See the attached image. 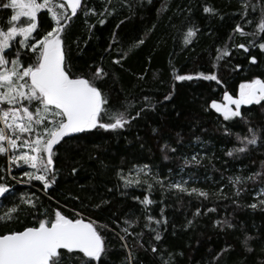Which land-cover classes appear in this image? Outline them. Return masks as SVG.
<instances>
[{"label":"trees","instance_id":"16d2710c","mask_svg":"<svg viewBox=\"0 0 264 264\" xmlns=\"http://www.w3.org/2000/svg\"><path fill=\"white\" fill-rule=\"evenodd\" d=\"M88 3L96 9L97 15L85 17L78 12L67 30L68 58L73 74L87 75L90 66H103L112 75L102 86L105 91L112 90L113 99L128 96L142 102V97L147 95L155 105V111H149L143 119L119 133L101 131L89 136L80 148L69 149L67 155L61 149L55 158L60 170L58 182L48 193L41 191L42 185L38 181L18 183L6 172H0L5 177L4 182L12 186L16 197L35 193L49 214L59 209L73 217L78 211L85 221L94 220L98 225L115 229L102 230L109 244V264H123L127 255L116 236L119 229L114 223L117 221L123 227L126 218L136 222L130 231L144 232V248L134 249L136 264H160V257L151 252L150 245L154 243L164 258L168 253L173 254V264H259L264 260L261 251L264 247V211L253 210L247 205L256 202L254 192L258 191L262 180L242 185L245 190L236 196L229 178L247 177L261 171L264 147L232 157L226 153L240 146L237 133L248 135L249 126L264 128V108L242 106L248 123L240 118L223 121L214 110L205 111L211 101L223 102L225 91L236 96L241 83L264 78V52L250 48L249 53H244L234 46L247 43L249 39L233 33L237 23L243 24L238 15L239 0H152L151 4L147 0L142 3L133 0L135 9L131 14L126 7L120 6L119 0H113L117 10L112 15H105L103 25L98 20L104 0H88ZM162 4H166L167 11L158 12ZM205 6L213 8L215 14L204 13ZM8 15L7 10H0L1 26H6ZM38 24L48 28L47 20L40 16ZM189 27L198 29L197 35L191 44L184 45L183 35ZM251 30L250 26H245V31ZM140 39L144 43L136 44ZM110 44L113 49L106 51ZM225 45L231 55L217 62L216 50ZM125 51L128 54L121 63L113 64L117 53ZM252 55L257 58L256 64L249 62ZM236 65H240L238 70H234ZM200 72H215L222 84L203 79L178 82L173 78L174 74L195 76ZM169 93H172V99L165 101L164 96ZM225 126L230 135H225ZM153 128L158 129L156 135ZM179 138H182L180 143ZM165 141L177 148L176 153H169L173 159L167 161L159 149ZM197 153L200 157L205 156L201 164H189L181 171L183 159L177 157L190 159ZM90 155L95 159H89ZM100 161L107 167H102ZM132 164H149L154 172L167 178L165 183L186 179L187 187L203 189L213 195L205 200L195 194L189 196L157 185L150 194L154 203L148 206L146 213L143 205L133 199L139 197L142 200L148 194L144 188L118 187L116 170L121 167L127 170ZM6 166V159L0 157V169ZM72 167L78 169L76 175L71 174ZM20 172L13 170L12 176L20 177ZM221 188L223 194H215ZM234 200L239 206L233 203ZM101 201L107 203L101 204ZM0 204V214L11 206L8 200ZM97 204L101 206L96 208ZM21 207L24 210L18 220L7 226L0 223V233L22 230L33 223L30 210ZM209 207L216 211L207 212ZM197 208L201 214L194 216ZM146 215L167 221L159 226L155 220L150 224L151 228L160 231L162 239L159 242L152 239L154 233L144 228L149 223ZM189 220L193 221L191 225H188ZM216 221H221V226ZM225 221L234 227L228 228ZM245 235L255 238L250 242L254 249L251 253L241 245ZM128 241L131 245L133 238L128 237ZM225 249L227 251H222ZM218 254L219 259H216Z\"/></svg>","mask_w":264,"mask_h":264},{"label":"snow or ice","instance_id":"6c2138e0","mask_svg":"<svg viewBox=\"0 0 264 264\" xmlns=\"http://www.w3.org/2000/svg\"><path fill=\"white\" fill-rule=\"evenodd\" d=\"M119 3L130 14L135 9L133 0H119ZM147 3L151 4L152 0H147ZM239 4L238 15L243 24L237 23L233 33L249 39L247 43L235 44V48L242 49L244 53H249L250 48H259L264 52V0H239ZM0 10H7L9 13L6 26H0V157H4L7 164L0 172L12 176L13 167L24 168L26 170L20 177L12 176V179L26 184L38 181L42 185L41 191L48 193L58 182L60 170L56 166L55 158L61 149L67 155L69 149L80 148L89 136L98 132L119 133L126 130L133 122L143 119L149 111H155V105L147 95L142 97V102L128 96L113 99L112 90L105 91L102 86L107 84V78L112 75L103 66H90L87 75L73 74L68 58L67 30L78 12L85 17L97 15L96 9L89 6L88 0H0ZM116 10L113 0H104L98 22L103 25L105 15H112ZM163 11H167L166 4H162L158 10ZM203 11L206 14H215L210 6H205ZM38 16L47 20V29L38 24ZM245 26H250L252 30L245 31ZM197 31L198 29L192 27L187 29L183 35L184 45L192 43ZM229 39L232 40V37ZM115 43L113 33V44ZM143 43V39L136 42ZM113 44L106 51H111ZM216 51L217 62L231 55L228 45ZM127 54V51L123 54L118 52L112 63L120 64ZM249 62L256 64V56H250ZM213 66L216 67V64ZM239 68L240 65H236L234 70ZM173 78L178 82L203 79L222 84L215 72H200L195 76L174 74ZM171 99L172 93L164 96L165 101ZM251 105L264 108V79L254 78L250 82L241 83L237 96L225 91L223 102L213 100L205 111L214 110L222 116L223 121L240 118L248 123L241 106ZM152 131L154 135L158 133L156 128ZM230 134L225 126V135ZM196 139L199 140V137ZM236 139L240 146L229 150L226 153L229 157L264 147V128L249 126L248 135L241 136L237 133ZM181 140L179 138L178 143ZM93 146L99 147L95 144ZM140 146L144 147L143 144ZM159 149L165 161L173 159L169 153L177 152V148L167 141ZM177 158L183 159L181 171L189 164H201L203 159L199 153L192 155L190 159ZM89 159H95V156L90 155ZM100 163L102 167H107L103 161ZM261 164V171L247 177H230L229 183L235 189L234 194L239 196L245 190L242 185L262 180L258 191L254 192L256 202L247 207L264 211V161ZM77 172L78 169L72 167L71 174L76 175ZM116 177L120 182L118 187H141L146 190L148 194L142 200L133 197L143 205L146 213L148 206L154 203L150 194L157 185L161 189H175L189 196L195 194L205 200L213 195L203 189L187 187V180L165 183L167 178L154 172L153 166L149 164H132L127 170L121 167L116 170ZM4 181L5 177L0 175V202L8 200L11 206L0 214V223L7 226L9 222L18 220L20 212L24 210L22 205L30 210L33 223L22 230L0 233V264H109V244L102 230L115 229H110L108 225H98L94 220L85 221L78 211L73 217L63 214L59 209L49 214L43 204L39 203V197L35 193L16 197L12 186ZM215 194H223V188ZM73 199L78 200L79 197ZM104 203L107 201H101V204ZM233 203L238 204V201L234 200ZM101 204L95 207L99 208ZM215 211L214 207L207 208V212ZM200 214V208H197L194 216ZM146 219L149 223L144 228L154 233L152 239L159 242L162 239L160 231L150 227L155 218L146 215ZM162 222L167 223L166 220H155L157 226ZM114 223L119 229L116 236L127 254L123 264H136L134 249L144 248V232L130 231L136 222L127 218L123 221V227L117 221ZM192 223V220L188 221V225ZM223 223L228 228L234 227L227 221ZM216 224L221 226V221H216ZM128 237L133 238L131 245ZM253 239L255 238L245 235L241 241L246 252L254 251L250 243ZM150 248L153 254L160 257V264H173L172 253L164 258L157 244H151ZM261 251L264 252V247ZM216 259H219V254ZM259 264H264V260L259 261Z\"/></svg>","mask_w":264,"mask_h":264},{"label":"rangeland","instance_id":"374dc122","mask_svg":"<svg viewBox=\"0 0 264 264\" xmlns=\"http://www.w3.org/2000/svg\"><path fill=\"white\" fill-rule=\"evenodd\" d=\"M0 26H1V25H0ZM238 94H239V89H238L237 95H238ZM237 95H236V96H237ZM201 157L204 158L205 156H204V155H201ZM13 170H20V171H21L20 173L22 174V172H23L24 170H26V169H24V168H16V167H13L12 171H13ZM21 174H20V175H21ZM10 178L12 179V176H10ZM12 180H13V179H12ZM185 180H186V179H185ZM14 181L16 182V180H14ZM39 183H40V182H39ZM87 221H88V220H87Z\"/></svg>","mask_w":264,"mask_h":264},{"label":"water","instance_id":"95a60500","mask_svg":"<svg viewBox=\"0 0 264 264\" xmlns=\"http://www.w3.org/2000/svg\"><path fill=\"white\" fill-rule=\"evenodd\" d=\"M264 79V78H263ZM223 101V100H222ZM234 107V106H233ZM242 107V106H241Z\"/></svg>","mask_w":264,"mask_h":264}]
</instances>
